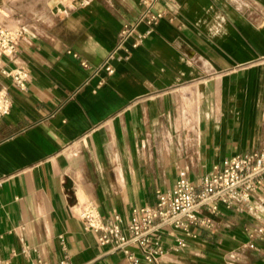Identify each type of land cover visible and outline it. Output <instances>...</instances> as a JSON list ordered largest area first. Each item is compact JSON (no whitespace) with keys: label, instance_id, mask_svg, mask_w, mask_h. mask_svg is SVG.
Masks as SVG:
<instances>
[{"label":"crops","instance_id":"obj_1","mask_svg":"<svg viewBox=\"0 0 264 264\" xmlns=\"http://www.w3.org/2000/svg\"><path fill=\"white\" fill-rule=\"evenodd\" d=\"M158 10L167 17L137 49L128 40L109 76L100 68L141 0H0V24L22 32L6 66L30 75L26 92L0 77L13 101L0 119V264L66 254L130 264L85 229L81 208L128 222L174 187L179 168L199 183L264 147V0H165ZM254 206L223 209L166 263L264 264V197Z\"/></svg>","mask_w":264,"mask_h":264},{"label":"built area","instance_id":"obj_2","mask_svg":"<svg viewBox=\"0 0 264 264\" xmlns=\"http://www.w3.org/2000/svg\"><path fill=\"white\" fill-rule=\"evenodd\" d=\"M163 1L141 0L139 21L123 26L118 47L108 55L101 70L113 76L116 72L114 62L128 58L119 54V50L126 48L128 40L134 38L132 48L137 49L153 33L154 27L167 17L166 12L158 10ZM174 8L177 13L178 7L174 5ZM141 25L147 28L144 33L139 32ZM21 37V31H10L0 24V77L11 79L21 92H26L30 78L28 71H11L5 60L16 54ZM72 55L79 59L78 55ZM81 66L87 70L91 68L85 61ZM12 107L7 89H1L0 119L8 116ZM259 196L264 197V147L226 158L199 183H193L187 172L179 168L174 187L158 191L155 206L135 207L128 222L120 215L103 217L93 206L81 208L78 218L86 230L98 234L101 246L122 253L130 264H168L165 258L187 248L188 240L197 237V231L213 230L215 217L221 215L223 209L253 213L254 201ZM167 238L173 240L168 246L165 244ZM62 245L67 252L64 243ZM29 252L26 249L24 254ZM33 264L47 263L39 257ZM55 264H72L71 258L66 254Z\"/></svg>","mask_w":264,"mask_h":264}]
</instances>
